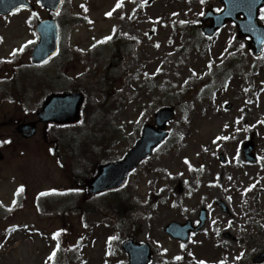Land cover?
<instances>
[{"label":"rangeland","instance_id":"rangeland-1","mask_svg":"<svg viewBox=\"0 0 264 264\" xmlns=\"http://www.w3.org/2000/svg\"><path fill=\"white\" fill-rule=\"evenodd\" d=\"M30 1L36 12L0 17V135L11 141L0 144V236L9 238L0 246V264H51L57 244L80 249L91 229L80 264H109V251L128 264L121 243L129 237L150 243V264H254L252 253L264 250V53L255 57L233 22L213 37L205 34L210 20L202 17L221 11L222 0H66L61 19L69 57L45 68L30 66L25 46L37 39L31 20L48 12ZM74 19L84 23L75 26ZM259 20L264 25V8ZM120 39L135 41L122 60L123 46L115 52L111 44ZM27 73L40 77L25 85ZM74 87L86 97L82 134L98 132L104 120L117 130L109 151L94 157L89 140L80 153V169L92 175L100 163L121 158L159 108H176L169 138L121 190V213L96 200L81 210V182L72 181L57 156L65 130L39 123L32 138L16 132L17 122L37 119L45 94ZM108 104L116 107L111 116ZM250 139L253 162L243 150ZM72 189L78 194H63L43 212L36 205L42 193ZM203 210L204 226L187 241L165 232L171 221L199 225Z\"/></svg>","mask_w":264,"mask_h":264},{"label":"water","instance_id":"water-1","mask_svg":"<svg viewBox=\"0 0 264 264\" xmlns=\"http://www.w3.org/2000/svg\"><path fill=\"white\" fill-rule=\"evenodd\" d=\"M63 0H41V4L57 12ZM225 8L220 14H213L209 11L205 18L212 16L213 25L207 31L209 35L222 27L227 20H233L238 25L242 35L251 37L252 49L255 55L259 56L264 47V27L258 22L260 8L264 5V0H223ZM21 7H34L27 0H0V14H9ZM37 31L39 41L32 52V60L35 63L47 61L58 49L59 28L52 18L38 23ZM84 103V96L78 92L52 94L47 97L38 116L46 124L66 125L76 124L80 119V110ZM174 117V109L164 107L158 111L155 117L156 125L146 124L143 128L141 138L119 161L102 164L98 168L97 174L89 182L90 194H99L106 191L117 190L124 186L128 176L139 162L149 157L155 147L161 144L168 136L166 131L167 123ZM24 137L29 138L36 133V123L30 122L17 127ZM250 143L246 150L250 149ZM203 213L201 221L204 223ZM192 225L181 226L176 222L167 225L166 231L173 237L187 240L193 230H197ZM123 248L130 256V264H148L151 259V250L148 243H136L127 240L123 243ZM264 254L258 256L255 261L261 262Z\"/></svg>","mask_w":264,"mask_h":264},{"label":"trees","instance_id":"trees-1","mask_svg":"<svg viewBox=\"0 0 264 264\" xmlns=\"http://www.w3.org/2000/svg\"><path fill=\"white\" fill-rule=\"evenodd\" d=\"M61 18V16H60ZM61 56V55H60ZM115 104V103H114ZM114 104H108L110 113L109 115H113L116 107H114ZM117 104H119L117 102ZM104 105V102L101 104ZM96 122V119L93 118V123ZM101 126V129L98 132L92 131L91 133L85 132V134H82V131L79 130L80 126L78 127H67L65 129L66 135L64 136L62 142L58 143V146H60V150L58 151V159L60 163L63 165V167H66L68 171H71L74 174V177H72V181L75 180V178L81 179L79 182H81V187L85 188V180L87 178H90L92 176L91 172H86L84 169H80L81 160H80V153H82L85 149H87L88 141L92 142L94 146L92 149V155L94 157L98 156V152L107 149L108 151L114 146L115 140H116V129L113 125L112 120H104L103 122L99 123ZM108 135V137H107ZM107 137V138H106ZM107 139V140H106ZM65 152L67 158L69 159L70 163L62 159L61 153ZM85 191V190H84ZM59 202L60 199H58ZM56 199V201H58ZM94 199H90L83 203L82 206L88 205L90 202H92ZM96 201L100 202L102 206L104 207H111L114 210L120 211V213L124 210L125 205V199L122 197L121 191H115L111 193H107L105 195H101L99 197H96ZM48 203H52L48 200H46L45 205L47 206ZM51 204H49L50 206ZM73 207L76 209V205H73ZM76 211V210H73ZM94 231V230H93ZM86 237V236H85ZM67 247V246H66ZM63 244H60L59 249H56V256L55 258L50 259L51 264H80L82 262V259L84 258L82 256L83 250L78 248H66ZM115 256L112 253L110 255L111 264H120L116 260H114ZM60 259H62V262H60ZM114 260V261H112Z\"/></svg>","mask_w":264,"mask_h":264},{"label":"snow or ice","instance_id":"snow-or-ice-1","mask_svg":"<svg viewBox=\"0 0 264 264\" xmlns=\"http://www.w3.org/2000/svg\"><path fill=\"white\" fill-rule=\"evenodd\" d=\"M36 2H37V3H40L41 0H36ZM203 2H204V0H201V3H203ZM116 7H121V5L118 3V4L116 5ZM85 10H87V9H85ZM17 11H19V9H17ZM106 15H107V16H111V15H112V12H111V11H110V12H107ZM104 39H105V41H107V40H111L112 37H111V36H108V37H105ZM2 40H3V37H0V42H2ZM29 43H31V41H29ZM241 47H243V45H241ZM16 51H23V47H21L20 49H17ZM12 55H15V52H13ZM10 142H11L10 140H9V141H0V144H3V143H10ZM23 190H24V189H23V186H21L20 189H19V191L22 192ZM53 191H55V190H53ZM42 195H44V194L42 193ZM0 203H2V202H0ZM16 227H19V226H16ZM25 227H27V226H25ZM56 235H59V233H57ZM56 247H57V249H59L60 245L57 244ZM181 247H183V245H181ZM165 251H167V250H165ZM55 256H56V252L54 251V252L52 253V258H55ZM239 258H240V257H237V259H239ZM175 259L180 260V259H182V258H181L180 256H177V257H175ZM200 264H205V262H204V261H201Z\"/></svg>","mask_w":264,"mask_h":264}]
</instances>
